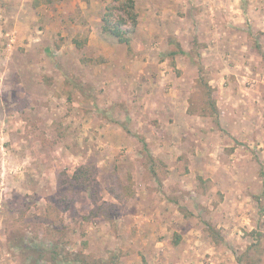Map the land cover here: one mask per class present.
<instances>
[{"label":"rangeland","instance_id":"rangeland-1","mask_svg":"<svg viewBox=\"0 0 264 264\" xmlns=\"http://www.w3.org/2000/svg\"><path fill=\"white\" fill-rule=\"evenodd\" d=\"M116 3L0 0V264H264V0Z\"/></svg>","mask_w":264,"mask_h":264},{"label":"trees","instance_id":"trees-1","mask_svg":"<svg viewBox=\"0 0 264 264\" xmlns=\"http://www.w3.org/2000/svg\"><path fill=\"white\" fill-rule=\"evenodd\" d=\"M117 3L109 5L107 8L106 13L103 16V30L112 36L116 37L119 42L125 43L126 45H129L131 43V33L133 32V29L136 28L138 24V18H139V12L137 10V4L136 0H115ZM117 10L122 11V13H117ZM125 14V16H123ZM128 21H131V27L125 28L123 27V24L127 23ZM78 44V42H77ZM81 44H78L79 47H81ZM179 52L185 53L184 50L179 49ZM173 55H177L176 52H171ZM208 85V84H207ZM207 87H210L209 85ZM210 91H208V94L210 96ZM213 103V104H212ZM211 104L214 105V102ZM215 107V108H214ZM213 108L216 110V106L214 105ZM213 115L218 117V112L213 113ZM261 175L263 177V191L262 194L258 196V202H259V209L264 214V171L261 172ZM81 176V180H82ZM75 180H78V176H74ZM80 179V178H79ZM211 232L213 235H216L217 230L210 226ZM255 234V232H254ZM254 246H259L258 243L254 244ZM35 255L34 260L37 261L45 256L47 251H44L41 248H37V250H34ZM51 254H55V252L51 251Z\"/></svg>","mask_w":264,"mask_h":264}]
</instances>
